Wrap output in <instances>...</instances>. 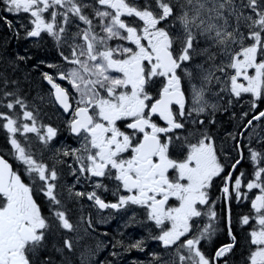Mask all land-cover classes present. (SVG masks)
Wrapping results in <instances>:
<instances>
[{"label": "snow or ice", "instance_id": "obj_1", "mask_svg": "<svg viewBox=\"0 0 264 264\" xmlns=\"http://www.w3.org/2000/svg\"><path fill=\"white\" fill-rule=\"evenodd\" d=\"M0 8L26 14V37L46 33L56 42L63 64H48L55 75L42 76L62 110L63 130L78 144L54 148L61 128L43 122L38 105L20 94L19 81L0 73V131L9 146L7 156L0 154V264H72L66 251H73L68 234L76 229L62 199L64 167L77 184L101 178L91 191L67 187V200L86 198L100 210L135 206L143 213L140 222L153 226L147 238L171 256L149 253L150 264H220L221 258L229 264L237 243L230 211V242L214 255L200 246L216 230L212 190L220 179L218 199H250V212L239 217L242 230L247 226L242 264H264V135L257 133L259 149L252 146V131L264 128L258 109L264 102V0H0ZM245 95L249 111H241L246 123L238 127L251 130L249 143L228 134L239 157L229 166L211 126L217 112ZM244 148L253 169L247 183L244 172L234 171ZM103 178L115 182L114 202L102 198L100 190H109ZM129 219L136 222V213ZM144 246L145 239H137L125 250ZM86 261L82 253L81 264Z\"/></svg>", "mask_w": 264, "mask_h": 264}, {"label": "flooded vegetation", "instance_id": "obj_2", "mask_svg": "<svg viewBox=\"0 0 264 264\" xmlns=\"http://www.w3.org/2000/svg\"><path fill=\"white\" fill-rule=\"evenodd\" d=\"M17 18H18L17 14L12 17L11 25H12V28L14 29V36L11 38V50H10L11 52L13 51L12 58L14 56L16 60H18L17 58L19 57V53L18 51H15V50H18L20 46V38L18 36L20 23ZM45 40L50 41V37H45ZM28 49H29L28 52H31V53H34L35 51L34 46H31V47L28 46ZM43 50L50 51V47L45 46ZM24 56L26 57V60H22V61L25 67L37 65L39 68L37 72L39 74L42 70L43 72H48L49 74L55 75V71H51L50 68L43 65L44 63L36 64V61H34L33 59L27 58L26 55ZM14 69H18V66L16 65ZM28 76H30L31 78H34V76L36 75H34V73L31 72L30 75L28 74ZM43 82L45 85L44 93H49L47 82L44 80ZM65 86H67L66 81H65ZM184 87H185V91L187 92L188 91L187 83H185ZM190 103H191V100L189 99V104ZM47 104L51 105L50 102H47ZM57 110L54 108V112L53 113L50 112V115L48 116L49 121L46 120V123H49L54 127L61 128V131L58 134V137L55 138L53 147L56 148V147H60L61 145H67L69 147H78L77 142L66 131L63 130V126H62L63 116L61 114L62 111H60L59 113ZM245 111H249V109L245 108ZM250 117H251V112H249L248 118ZM50 120H53V121L51 122ZM215 121L216 123L211 126V131L216 138L217 150L220 151V149L223 148L224 155H228L229 160L225 161L224 155H221L220 159L222 162H225L229 164L230 166V163L234 162L232 158L233 157L239 158V157L237 153L233 151V147H232L233 141L228 134L234 133L236 135L237 141H242L245 145H247L249 143L248 142L249 140L245 136V134L248 135L249 137L250 129L238 128L237 124L241 125L242 123H246V120L241 121L240 116L236 117V119L227 118L226 112L223 109L216 113ZM236 122H239V123H236ZM257 123L258 122L256 121L253 122L254 125H256ZM241 132H243V135H241ZM254 135L256 136L257 133L255 132ZM31 141L34 146V150L40 147L39 144L37 145L35 144L34 138H31ZM0 146H1L0 154H4L7 156V149L9 147H6L5 145V147L2 148L3 143L1 141H0ZM252 146L257 147L253 138H252ZM243 152H244V159L234 170L235 175H239L242 169H245L246 167H248V163L246 161V155L248 154L247 149L244 148ZM48 155H50V153L45 152V158H47ZM8 158L10 162L13 164L14 169H16L17 168L16 161L11 159L10 156H8ZM48 162L49 164H51V161H48ZM69 163H71V161H69ZM58 170H59V166H58ZM100 179L101 178H92L91 183H95L96 180H100ZM102 182L108 185V189H109L106 193L100 190L102 198L105 199L106 202H114L116 197L112 195V192L115 188V182L109 181L107 178H103ZM217 182H218L219 187H221L222 181L217 180ZM60 183L61 185L65 186L64 195L62 199H64L67 204L68 216L76 229L74 232L68 234L73 239V251L71 253H67L66 251V255L68 256L69 259H70L69 257L70 254L73 255L72 258H75L71 261L72 264H81L82 247L89 244V242L91 243L92 254H94V258H95L92 260V264H140L142 262L141 254L139 255L135 254V251L137 249L125 250L128 243H130L131 241L134 242L135 240L141 239V238L137 235H132L134 236L133 238L130 234H126V233H122V234L120 233L118 235L115 234V226L120 225L123 219L125 221H128V226H129L128 231L136 232L140 234L143 233V230L145 228V223L140 222L141 221L140 219L143 218V214H140L142 212L139 209H136L135 206H131L127 211L125 210L117 211V210H112V209L100 210L98 209V207L94 206L92 202L88 201L86 198L77 199L73 197L71 200H67V191H66L67 187H73L74 191H91L92 187H91V183L88 180H84V179L81 180V183L77 184L75 182V177L69 174V170L66 167H64L61 172ZM219 192L220 191L218 188L217 190H215V192L212 193V197L214 195H217ZM34 198L43 205V197L41 195L37 194L34 196ZM224 206L226 208L225 204ZM44 212L45 214H47L46 207L44 208ZM133 212L136 213V223L133 221H130L129 219L133 215ZM217 216H219V214H217ZM89 217L91 218V227L87 226V224H89ZM221 217L224 218V221L227 224L226 214L223 213ZM100 219H105V223L100 225L99 224L101 221ZM202 219H205V218H202ZM235 229L236 228L232 229L233 235H236ZM227 230H228V226H227V229L225 230L226 231L225 236H228ZM85 237H86V240L83 242ZM117 241H121L122 243L117 245L116 244ZM56 242L60 244L62 243V240L59 239ZM79 245H80V249H77ZM114 245L116 246L114 247ZM79 251H80V255L78 254ZM113 253H115V255H113ZM116 255H118V257L121 258V260L116 261L115 260Z\"/></svg>", "mask_w": 264, "mask_h": 264}, {"label": "trees", "instance_id": "obj_3", "mask_svg": "<svg viewBox=\"0 0 264 264\" xmlns=\"http://www.w3.org/2000/svg\"><path fill=\"white\" fill-rule=\"evenodd\" d=\"M0 11H3L2 8H0ZM8 24L6 22L0 21V73L6 74L10 80H17L19 81V88L20 90L26 87L28 90L35 92L37 91L35 88H38L40 85V79L37 76H34V78H31L28 76L31 73L30 67H36V66H29L25 67L22 60H16V58L13 56L12 58V52L9 51V46H11V42L8 41V29L6 28ZM10 35H13V31L10 30ZM24 46L23 43H20V46L18 48L19 57H25L24 55H29L30 59H41L43 61L47 57H49L51 54L49 52H46L47 56L44 53H31L27 52V49L21 48ZM26 60V57L25 59ZM41 62L40 64H42ZM18 66V69H14L15 66ZM16 70V71H14ZM1 85V84H0ZM3 87V86H2ZM11 85H9V88ZM26 91V90H25ZM29 92V91H28ZM262 105V104H261ZM229 113V112H228ZM227 113V114H228ZM260 147V146H259ZM249 197H251V193H249ZM233 199V198H232ZM231 199V203L229 204V211L231 218L238 223L239 217L243 214L250 212V199L242 200L240 203L235 202ZM237 201V200H236ZM219 202V212L224 213V210L226 211V208L223 203V199H218ZM243 205H239V204ZM221 204V207H220ZM236 238H237V244L234 247V251L229 255L228 260L230 261V264H233V261H235V264H241L244 255H246V244H245V236L247 235V226H244V230H241L239 228L235 229ZM225 239H220L216 242L214 245L215 249L218 248L221 244L225 243ZM59 260V259H57Z\"/></svg>", "mask_w": 264, "mask_h": 264}, {"label": "rangeland", "instance_id": "obj_4", "mask_svg": "<svg viewBox=\"0 0 264 264\" xmlns=\"http://www.w3.org/2000/svg\"><path fill=\"white\" fill-rule=\"evenodd\" d=\"M38 52H40V53H44L46 56H47V54H46V52L47 51H45V50H43V49H40V48H35V51H34V53H38ZM198 62V61H197ZM14 71H16V70H14ZM197 83H198V81H197ZM11 88V87H10ZM24 88H26V87H24ZM23 88V89H24ZM37 91H35V92H33L32 93V91H29L30 93H31V98L30 99H28L27 100V102L29 103V104H36V105H38V107H39V115H40V117L41 118H47L49 115H50V112L48 111V107H47V102H46V96H45V94L44 93H41L40 92V89L39 88H35ZM22 90V89H21ZM39 91V92H38ZM27 94H28V91H26V96H27ZM245 96H247V95H245ZM40 97H43L44 99H43V102H41V100H40ZM42 107H45L46 109H47V111H41V108ZM236 123H239V122H236ZM237 127H238V124H237ZM238 128H240V127H238ZM263 167V166H262ZM244 191H247V189H244ZM253 193H254V195L256 194V191L254 190L253 191ZM93 213H95V212H93ZM95 214H97V213H95ZM98 215H100V214H98ZM101 221H100V225L101 224H103V223H105V219H100ZM207 222V220H200V226L201 227H203V224L204 223H206ZM136 223V222H135ZM87 226H88V224H87ZM242 226L239 224V229L241 228ZM145 231H147V232H145ZM144 231V234H145V236L146 237H148V233H149V231L148 230H145ZM128 228H126L125 230H124V232L123 233H126V234H128ZM148 239V238H147ZM86 240V237L84 238V240H83V242ZM151 242H153V240H151V239H148V241L147 242H145V244L147 245V247L146 248H144V251L146 252V260L148 261V264H150V261H151V256L149 255V253H152V252H155V253H157V251H159L161 248H160V246H159V244H157L156 245V247H154L153 246V248L151 247V246H149V245H151ZM154 242H157V241H154ZM75 247H77V246H75ZM160 248V249H159ZM77 249H80V245L78 246V248ZM147 250H149V251H147ZM82 253L84 254V257H86L87 258V261H86V264H92V260L93 259H95L94 258V254H92V248H91V243L89 242V244H87L86 246H83L82 247ZM81 253V254H82ZM137 253V255L138 254H141V253H144L143 251H137L136 252ZM78 254L80 255V251L78 252ZM158 254H160V256L162 257V259L163 260H169V259H171V256L169 255V254H162V252L161 251H159L158 252ZM72 254H70L69 255V257H70V260L72 261L73 259H75V258H72ZM116 259H119V258H116ZM144 259H143V257H142V261H143Z\"/></svg>", "mask_w": 264, "mask_h": 264}, {"label": "bare ground", "instance_id": "obj_5", "mask_svg": "<svg viewBox=\"0 0 264 264\" xmlns=\"http://www.w3.org/2000/svg\"><path fill=\"white\" fill-rule=\"evenodd\" d=\"M24 47H25V45L22 46V48H24ZM38 92H39V91H38ZM27 97H28V98H31V93H30V92H28ZM232 147H233V145H232ZM224 242H225V241H224Z\"/></svg>", "mask_w": 264, "mask_h": 264}]
</instances>
